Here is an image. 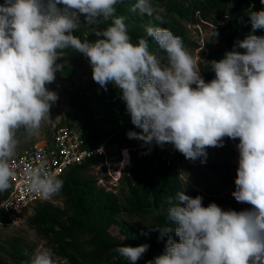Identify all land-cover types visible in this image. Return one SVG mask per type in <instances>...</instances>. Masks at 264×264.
I'll use <instances>...</instances> for the list:
<instances>
[{"label":"clouds","instance_id":"clouds-1","mask_svg":"<svg viewBox=\"0 0 264 264\" xmlns=\"http://www.w3.org/2000/svg\"><path fill=\"white\" fill-rule=\"evenodd\" d=\"M122 0H4L0 4V193L12 189V161L20 144L18 134L39 136L42 122L59 99L48 85L64 65V50L88 58L93 80L120 92L132 124L129 139L171 144L186 159L203 157L206 148L223 147V139H239V166L232 196L251 205L244 211L207 207L202 197L184 190L166 200L167 218L175 227H155L168 236L163 254L147 264H264V36L248 34L223 59L209 62L215 78L205 82L200 65L170 30L145 27V37L133 43L124 16L116 15ZM264 4V0H261ZM62 5L63 7H58ZM164 23L152 0H136L131 8ZM111 20L95 31L94 41L73 35L81 27ZM253 32L264 29V10L251 11ZM215 35H218L215 33ZM152 38L166 53V62L149 51ZM235 48L244 49L242 53ZM193 85L195 87H193ZM102 151V149H101ZM125 157L127 150H123ZM31 192L49 200L63 180L49 170L46 158L24 169ZM186 183V182H185ZM13 196L0 207L13 206ZM179 237L174 241L172 232ZM148 245L118 246L119 256L135 264ZM28 264H69L52 249L37 247Z\"/></svg>","mask_w":264,"mask_h":264},{"label":"trees","instance_id":"trees-1","mask_svg":"<svg viewBox=\"0 0 264 264\" xmlns=\"http://www.w3.org/2000/svg\"><path fill=\"white\" fill-rule=\"evenodd\" d=\"M227 1L152 0L157 12L164 17L162 24L153 19L155 24L179 36L188 52L189 48L200 47V43L190 35L185 23L197 24L213 20L217 24L228 11L230 15L228 23L222 28L215 29L218 35L214 33L212 39L207 41L208 46L200 50L201 58L206 62L205 82L215 78L210 61L223 59L225 53L233 51L237 41L243 40L248 34L264 36V29L253 32L248 16L251 11L264 10L261 0H236L229 10H227ZM3 3L4 0H0V4ZM135 3L136 0H122L116 5V15L126 18L125 23L133 43H137L138 38L146 36L145 24L131 16L133 13L131 8ZM214 13L222 16L214 18ZM145 17L152 19L146 15ZM110 23L111 20L106 21L105 26ZM147 39L149 51L166 61V53L152 38ZM87 40L94 41L95 35L91 33ZM210 42H216V46L213 47ZM69 49L64 50V57L58 60V63L63 64L64 67L62 71L57 72L68 77L72 74L71 68L65 63ZM235 50L242 53L245 51L240 48ZM90 76V83L95 90L86 96L79 94L72 96L73 109L69 113L68 125L73 126L75 122H79L87 146L91 148L103 143L107 146L119 144L124 147H136L138 140L129 139L127 133L140 132L141 129L132 124L119 90L111 84L105 90L93 80L92 72ZM111 126H114L116 131L112 136H110ZM165 146L185 157L173 145L165 144ZM96 161L83 163L67 170L61 178L63 180L61 192L69 199L67 210L65 213L54 211L50 206L53 202L39 204L36 207L39 214L33 222L34 227L43 229L50 243L68 242L73 249L85 254L88 264H132L131 261L119 256L114 249L118 246L137 247L144 244L149 246L148 250L135 264H147L148 261H153L156 256L164 253L168 236L160 239L159 233L152 228L175 227L167 218V198L174 197L177 192L183 190L190 196L182 186L180 167L177 163L167 165L162 161L155 164L154 158L147 153L141 154L137 159L133 171L135 183L126 211L131 217H143L150 221V237L144 238L124 224L118 225L119 234L111 233V227L117 224L125 211L121 209L118 196L98 186L96 179L89 175V170ZM8 191L0 193V201ZM7 221V216L0 211V223ZM169 235L174 241L179 242V237L174 231ZM121 236L124 238L122 239ZM89 247L91 250L88 249ZM28 262L22 260L18 261V264H28Z\"/></svg>","mask_w":264,"mask_h":264},{"label":"rangeland","instance_id":"rangeland-1","mask_svg":"<svg viewBox=\"0 0 264 264\" xmlns=\"http://www.w3.org/2000/svg\"><path fill=\"white\" fill-rule=\"evenodd\" d=\"M235 1H227V10H229ZM58 7L63 6L58 5ZM131 16L143 22L145 26L150 24L157 26L153 19L146 18L145 15L139 14L138 11L133 12ZM221 16L216 13L213 14L214 18H220ZM80 21V29L74 30L72 34L81 40L88 39L91 33L94 34L95 31L106 28L105 22L98 23L92 27H85V18L83 15H81ZM209 22L211 24L214 23L213 20ZM211 24L206 21L197 24L185 23L190 35L200 43V47L195 49L189 48V52L194 58H197L203 79L206 62L201 58L200 50L202 46H208L207 41H210L215 33L214 27ZM210 44L213 47L216 46V42H210ZM159 58L162 59V62H166L162 57ZM65 63L72 70L71 76L68 77L64 74L56 73L55 81L47 86L49 90L55 91L59 97L50 109V117L42 122L39 136L28 137L23 130L18 134L20 144L17 153L29 145L41 141L44 137L51 134L56 127L68 125L70 121L69 113L73 109L71 103L72 96L75 94L86 96L95 90L90 83L92 68L87 57L70 48ZM193 87L195 86L193 85ZM73 126L81 129L79 122H75ZM111 127L110 136L116 133L114 126ZM238 143V138L234 140L225 137L223 139V147H208L206 162L202 163L201 160L204 159L203 157L192 161L180 156L165 145L161 147L153 143L149 148V146H144L143 142L138 140L137 146L132 147L131 151V163L127 169L130 174L123 177L117 186L114 187V191H111L118 196L121 209L125 211L123 217L117 221V224L111 227V233L114 235L119 234L120 228L118 225L124 224L127 228L138 233L139 236L144 238L150 237V221L143 217H131L126 211L131 198L132 187L135 183L133 172L136 167L135 164L139 156L143 153L151 155L154 158L155 164H158L159 161L167 165L177 163L180 167V178L183 188L189 192L192 198L198 195L201 196L203 198V206L207 207L210 203H216L225 211L235 210L239 212L250 209L252 207L251 205L237 202L232 196L233 191L236 189L235 179L239 166ZM108 147L109 162L111 167L115 168L117 164L119 166L121 148L124 146L111 144ZM105 174H108V172H105L103 167H91L89 170V175L95 178L102 176L105 179ZM104 183H106L105 180ZM68 201V197L60 191L58 195L54 196L53 203L50 206L54 211L65 213ZM38 214L39 211L35 208L30 213L16 217L12 223H0V264H18V261H30L36 248L40 246L52 249L55 257L67 259L69 264H88L85 254L73 249L68 242L61 244L50 243L43 233V229L34 227L33 222ZM121 238L123 239L124 236H121ZM88 249L91 250L90 247Z\"/></svg>","mask_w":264,"mask_h":264},{"label":"built area","instance_id":"built-area-1","mask_svg":"<svg viewBox=\"0 0 264 264\" xmlns=\"http://www.w3.org/2000/svg\"><path fill=\"white\" fill-rule=\"evenodd\" d=\"M230 15L225 13L219 22L211 24L214 30L222 28L228 23ZM204 46L201 47V49ZM102 149V151H101ZM129 152V157L125 160L123 150ZM109 147L106 144H100L95 147H88L87 140L81 129H77L74 126L61 125L56 127L51 134L44 137L39 142L29 145L22 151L17 153L16 158L11 162L12 167L16 172V176L13 178L12 189H9L8 194L1 199V201L7 200L10 193L13 196V206L8 208L0 207V211L4 213L8 221L3 224L12 223L16 217L33 211L39 204L45 202H53L54 197L49 200H44L39 197L38 194L33 193L28 188V182L24 175V169L29 166H36L38 163V157L46 158L48 161V168L51 171L57 173L58 178L77 165L97 160L91 167L100 168L103 167L104 171L108 172L106 178H95L98 186L105 188L107 191H114V187L117 186L119 181L129 175L127 171L131 163V147L121 148V157L119 160V166L115 168L111 167L109 162ZM104 180L106 183H104Z\"/></svg>","mask_w":264,"mask_h":264},{"label":"bare ground","instance_id":"bare-ground-1","mask_svg":"<svg viewBox=\"0 0 264 264\" xmlns=\"http://www.w3.org/2000/svg\"><path fill=\"white\" fill-rule=\"evenodd\" d=\"M128 157H129V152H128V156H127V157H125V160H127V159H128Z\"/></svg>","mask_w":264,"mask_h":264}]
</instances>
